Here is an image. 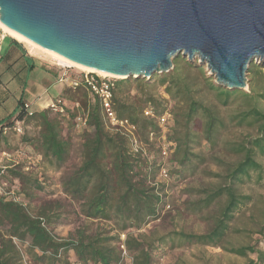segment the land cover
Masks as SVG:
<instances>
[{"label":"trees","instance_id":"obj_1","mask_svg":"<svg viewBox=\"0 0 264 264\" xmlns=\"http://www.w3.org/2000/svg\"><path fill=\"white\" fill-rule=\"evenodd\" d=\"M173 63L169 72L154 73L150 78L116 79L114 109L118 118L132 127L140 143L137 151L129 129L110 130L100 100L84 86L73 88L64 83L59 96L66 102L62 113L53 114L45 108L29 115L25 105L30 103L19 101L14 117L1 123L0 149L9 146V136L18 126L37 122L38 136L29 139L24 135L22 141L30 143L48 168L63 170L74 146L69 130L65 132L66 123L67 129L73 125L84 129L81 161L61 177L63 197L46 200L37 210L31 204L45 191V182L26 172L23 165L8 168L7 174L0 172L1 182L19 185L18 191L30 202L25 205L0 194V264H23L24 253L18 242L28 240L25 253L32 264H122V244L133 255V264H159L163 249L196 244L219 245L246 258L235 264H264L263 196L253 204L258 213L253 219L255 228L235 227L236 232L258 233L262 240L253 244L223 242L235 211L252 198L239 191V183L252 171L259 177L264 174V165L257 159L258 152L264 154V110L257 105L264 102V90L255 89L252 79L249 92L228 89L207 76L205 65L182 54ZM63 70L60 68L61 74ZM209 94H213L214 105L208 101ZM220 108L226 109L225 115ZM146 110L154 116L146 115ZM165 113L171 115L169 140L176 143L172 159L166 164L169 179L180 182L207 174L202 167L209 161L226 168V174L215 173L223 178L216 187H187L184 191L188 198L182 210L198 215L221 197H225V204L206 232L173 229L148 238L135 231L162 218L164 209L170 206L169 182L160 178L159 138L163 131L159 119ZM80 115L87 117L86 126L78 125ZM235 127H257L258 133L228 138L226 134ZM224 154H232L235 161ZM201 193L203 197L190 198ZM67 221L74 223V229L66 237L57 236L54 227ZM122 233L126 234L124 240ZM167 264L187 263L179 258Z\"/></svg>","mask_w":264,"mask_h":264},{"label":"water","instance_id":"obj_2","mask_svg":"<svg viewBox=\"0 0 264 264\" xmlns=\"http://www.w3.org/2000/svg\"><path fill=\"white\" fill-rule=\"evenodd\" d=\"M0 22L122 79L169 72L182 54L246 90L250 64L264 59V0H0Z\"/></svg>","mask_w":264,"mask_h":264},{"label":"rangeland","instance_id":"obj_3","mask_svg":"<svg viewBox=\"0 0 264 264\" xmlns=\"http://www.w3.org/2000/svg\"><path fill=\"white\" fill-rule=\"evenodd\" d=\"M1 25V24H0ZM2 28V27H1ZM9 33V32H8ZM6 32V34H8ZM9 35V34H8ZM32 52H34L37 56H39L43 61H46L49 64H52L58 68H61V65L70 66L69 73L71 75H77L82 72H87L84 69H81L77 66H72L68 63H65L47 53H44L38 49L33 50L31 46L23 42ZM191 60H198L201 65H205V71L207 76H211L214 78L216 82V77L212 74L211 70L208 69L207 64H202L199 56H195ZM255 64L254 70L250 72V67ZM260 66V67H259ZM174 67V66H173ZM91 73V72H90ZM98 73V72H94ZM100 74V73H98ZM103 75V74H100ZM105 76V75H104ZM50 75H45L41 73L40 79L37 81L41 88L47 87L50 80ZM117 79H121L119 77H115ZM247 82L248 86L246 91H250V79L253 80L255 89L264 90V59H255L250 64L248 72H247ZM217 83V82H216ZM218 84V83H217ZM65 86L64 83L60 82L55 86L56 89L63 88ZM208 101L210 104L214 105L215 100L213 94L208 95ZM260 108L264 110V102L259 101L257 104ZM69 108H72V104L68 103ZM53 114L57 113L49 108ZM223 115L226 114V109H219ZM171 124V123H170ZM110 130L114 131L112 125L108 124ZM126 128H128L126 126ZM172 128V125L168 126L165 131V135L169 138V132ZM125 129V128H123ZM40 130V126L37 122H32L27 124L26 126L21 127V131H17L15 134H11L9 136V146H6L5 149L3 147L0 149V172L7 174L6 170L15 165H23V169L26 172H30L36 176H38L42 181L45 182V191L39 193L38 200L31 204V208H37L46 200L51 199H60L63 197L60 188V180L63 175L67 173V169H74L77 167L81 161V143L83 140V132L84 129L77 127L75 125L70 126L68 129L66 128L65 123V132L69 130L72 138V142L74 144L72 151V158L68 163V166L63 170H54L53 168H48L47 165L42 163L41 157L36 154L35 149L28 142L22 141V136L26 135L27 138L32 139L33 137L38 136V132ZM257 127H235L231 129L226 135L228 138H237L247 136L252 134L253 136L257 135ZM30 141V140H29ZM31 142V141H30ZM206 143L204 147H206ZM176 150V143L174 142V147L170 153L168 162L172 159L174 151ZM210 155L209 152H207ZM229 161H235V156L232 154H224ZM257 159L264 165V154L258 152ZM168 164V163H167ZM207 174H203L201 176H196L187 180H181L180 182H176L175 179L171 178L167 180L169 182V207L164 209L162 218L159 220L153 221L145 226L140 231H135L136 234L141 233L147 235L148 238H151L155 235H161L165 232H168L173 229L177 230H186L193 232H206L213 225L214 219L220 215V212L225 204V197H221L211 203L209 206L202 209L201 213L190 214L186 211L182 210L184 201L188 198V193L184 190L187 187H195L201 189H209L212 187H216L220 185L223 181L221 176H217V173L226 174V168L222 165L217 164L214 161L207 162L202 167ZM216 173V174H215ZM17 184V183H16ZM19 185H9L3 184L0 179V194L7 196L8 198H12L18 201L23 202L25 205H29L30 202L25 198L24 194L18 191ZM238 189L241 193L247 194L252 198L246 200L242 203L239 208L235 211V215L233 220L230 222V228L227 231L224 241H231L235 244L243 243V244H253L256 241H261L262 236L258 233L252 231H241L236 232L235 227L243 228L247 227L250 229H254L253 219L258 217V213L254 208L253 204L256 200L260 199L261 196L264 197V174L259 177L257 172L252 171L251 176H245L244 181L239 183ZM204 193L192 195L191 199H197L203 197ZM262 199V198H261ZM34 210V211H35ZM167 217V218H166ZM74 229V223H70L69 221L59 224L54 227V233L59 237L68 236L69 232ZM124 235V237L122 236ZM146 237V236H145ZM121 238L124 240L126 238V234L122 233ZM20 243L21 250L24 253L23 264H32L28 255L25 253V248L27 243ZM160 263L159 264H167L172 263L179 258L185 259L187 264H235V263H243L246 261V258L239 257L237 255L231 254L225 251L221 246H213V245H203L196 244L188 247L181 248H165L160 251ZM122 264H133V255L126 251L124 254L123 263Z\"/></svg>","mask_w":264,"mask_h":264},{"label":"crops","instance_id":"obj_4","mask_svg":"<svg viewBox=\"0 0 264 264\" xmlns=\"http://www.w3.org/2000/svg\"><path fill=\"white\" fill-rule=\"evenodd\" d=\"M19 42V43H17ZM41 73L50 75L45 88L37 81ZM60 68L43 61L23 42L5 34L0 43V129L10 116L14 117L22 99L33 111L48 108L61 94Z\"/></svg>","mask_w":264,"mask_h":264},{"label":"built area","instance_id":"obj_5","mask_svg":"<svg viewBox=\"0 0 264 264\" xmlns=\"http://www.w3.org/2000/svg\"><path fill=\"white\" fill-rule=\"evenodd\" d=\"M6 32L0 26V43L4 38ZM61 68H64L59 81L65 83L73 88L84 86L86 87L93 95H95L101 102V106L103 109V114L106 122L112 125L114 128L119 129L120 127L129 129L131 132L132 137V145L134 150H138L140 143L138 142L135 135L132 133V127L128 126L127 121L120 120L117 116L116 110L114 109V88L116 85L115 76H103L94 72H82L77 75H71L69 73L70 66L61 65ZM66 102H64L61 98H57L53 101L48 108H51L55 112H64ZM25 109L29 115L33 114V110L31 109L30 104L25 105ZM148 116H154V113L151 110H146L145 112ZM171 115L169 113H165L160 119V126L163 131L162 137L159 138L161 150H162V168L160 171V178L164 180H168L170 178L168 169L166 164L168 163L167 159L170 156V153L174 147V142L169 140L166 137L165 131L170 124ZM78 125L79 126H86L87 124V117L85 115H80L78 117ZM17 131H21V127L18 126ZM124 237V235H122ZM121 247L124 249V254H126L125 245L122 244Z\"/></svg>","mask_w":264,"mask_h":264},{"label":"bare ground","instance_id":"obj_6","mask_svg":"<svg viewBox=\"0 0 264 264\" xmlns=\"http://www.w3.org/2000/svg\"><path fill=\"white\" fill-rule=\"evenodd\" d=\"M0 24H1L0 26L5 30V32H7V33L9 32L8 34L11 35L12 37L16 38L17 40H19V41H21V42H25L26 44H28L29 46H31V48H32L33 50L38 49V50H40V51H42V52H44V53H47V54H49V55H51V56H53V57H55V58H57V59H59V60L65 62V63H68V64H70V65H72V66H77V67H79V68H81V69H84V70L87 71V72H98V73H100V74H103V76H104V75H105V76H115V75H113V74H111V73H108V72H106V71L98 70V69H95V68L87 67V66H84V65H82V64L76 63V62H74V61H72V60L66 58L65 56H63V55H61V54H59V53H57V52H54V51L48 50V49H46V48L40 46L39 44L35 43L34 41H32V40L29 39L28 37L24 36L23 34H21V33L15 31V30H13V29L7 27V26L4 25L2 22H0ZM98 73H97V74H98Z\"/></svg>","mask_w":264,"mask_h":264}]
</instances>
